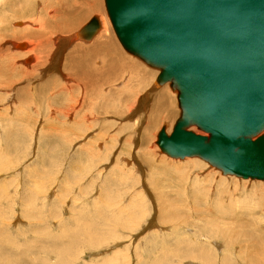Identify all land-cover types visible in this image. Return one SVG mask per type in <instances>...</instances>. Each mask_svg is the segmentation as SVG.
Wrapping results in <instances>:
<instances>
[{"label": "rangeland", "instance_id": "rangeland-1", "mask_svg": "<svg viewBox=\"0 0 264 264\" xmlns=\"http://www.w3.org/2000/svg\"><path fill=\"white\" fill-rule=\"evenodd\" d=\"M49 1L57 0L0 5V48L16 65L10 76L0 70V264H264V181L161 151L159 133L170 134L182 112L178 93L124 49L105 0H81L76 31L44 39L37 68L32 39L14 34L40 11L48 21ZM95 5L100 15L90 13ZM96 16L107 17V32L65 45ZM98 39L116 52L95 54L93 68L103 61L122 70L93 89L70 79L71 65Z\"/></svg>", "mask_w": 264, "mask_h": 264}, {"label": "water", "instance_id": "water-1", "mask_svg": "<svg viewBox=\"0 0 264 264\" xmlns=\"http://www.w3.org/2000/svg\"><path fill=\"white\" fill-rule=\"evenodd\" d=\"M124 49L160 70L182 109L157 145L264 181V0H106ZM101 28L92 19L79 39ZM197 127L204 136L190 130Z\"/></svg>", "mask_w": 264, "mask_h": 264}, {"label": "bare ground", "instance_id": "bare-ground-1", "mask_svg": "<svg viewBox=\"0 0 264 264\" xmlns=\"http://www.w3.org/2000/svg\"><path fill=\"white\" fill-rule=\"evenodd\" d=\"M80 1L81 0H57L56 2H53V6H52V4L50 3V1L49 2H47V3H45L44 4V7L46 8V10H45V12H47V10L48 9H50V8H53V10L52 11H50L51 13L54 11V15L53 16H51V17H49V20L47 21V20H45V18L44 17H46V13L45 14H43L42 13V11H40V15H39V17H37V20H36V24L34 23V22H31V23H29L28 24V22L27 23H24V24H22V23H18L17 24V26L18 27H20V26H23V28L25 27H27V29H18V30H15L16 32H15V38L17 37V38H25V37H28V38H30V39H32V43L34 44L33 45V47H34V49L33 50H35V54H36V59L34 60V62H35V66H37V65H39V66H37V68H40V67H42V65H43V61L41 60L42 58H43V51H45L44 50V39H46L47 41V43H46V45H48V43H49V45H51V41L49 42V40H48V36L50 37L51 36V34H54L55 32L57 33V32H63V33H65V32H72L73 30H75V25L77 24L76 22H78L77 20L80 18V17H83V16H81V14L80 13H77V11H79L80 9H83V8H80L79 10L76 8V6L77 5H81L80 4ZM2 2H3V0H0V5H2ZM83 2V1H82ZM105 2H106V0H105ZM84 3V2H83ZM106 8H107V4H106ZM92 9H95V10H91V12L90 13H95V14H98V15H100L101 14V8H100V6L99 5H95V6H93L92 7ZM85 11V10H84ZM103 11V10H102ZM107 11H108V9H107ZM89 12V11H88ZM103 13V12H102ZM37 15V14H36ZM65 16H68V17H70V18H68V19H66V20H64V23H61L60 21H59V18H63V17H65ZM101 16H103V14L101 15ZM17 18H19V16H16ZM85 17H87V16H85ZM97 17V16H96ZM100 17V16H99ZM105 17V16H104ZM94 19V18H93ZM107 20L106 22H105V20ZM101 18V19H99V22H100V26H101V28L99 29V31L97 32V34L95 35V37L96 36H99L100 34L102 35V32H104V31H106L107 32V30H106V28H107V26H109V25H107L106 26V23L108 22V19H107V17L106 18ZM18 20H20V19H18ZM110 20H111V18H110ZM23 21V20H22ZM27 21V20H26ZM61 24H60V23ZM112 22V21H111ZM110 22V23H111ZM109 23V22H108ZM36 25V26H35ZM112 25H113V23H112ZM15 26V25H14ZM86 26V25H85ZM85 26H83L82 28H81V30L85 27ZM32 28V30H29V29H31ZM77 27V26H76ZM114 27V26H113ZM34 29V30H33ZM108 29V28H107ZM29 30V31H28ZM115 30V29H114ZM76 31V30H75ZM78 32V31H77ZM75 33V32H74ZM71 35V34H70ZM78 35H79V33L78 34H74L73 36L71 35L70 37H67V38H69V39H67V38H63V40H64V43H65V45H67V46H71V45H73V42H74V44L76 43V42H81V43H79L78 45H80V44H82V43H85V42H91L92 40H94V38L92 39V40H90V41H87V40H83V39H79V37H78ZM117 35V34H116ZM69 36V35H68ZM119 39V38H118ZM99 40V39H98ZM108 40V39H107ZM34 41V42H33ZM62 41V39H60V38H56V42H57V44L59 43V42H61ZM109 41V40H108ZM30 42V43H31ZM103 41H101V40H99V42H97L93 47H91V48H79L80 49V51H81V55L80 56H77V57H73L74 59H72L73 61H72V71H73V75L71 76L72 78H70L72 81H74V82H76L77 84H78V81L77 80H81L83 83L82 84H85V86L87 85V86H91V83H92V87H93V89H94V84L96 85L97 84V86H99V83H98V81H101L100 80V77L103 79V81H105L104 83V85H107L108 84V80H107V78H108V76H110V75H114V72L116 73L117 71H119V70H122L121 69V65L120 66H118V65H116V66H118V67H120L119 69H115V66L114 65H112V64H106L105 62H103L102 61V65H103V67H96V68H93V59H94V56H95V54H101V52L105 55V56H107V53L108 54H110L111 53V50H113V46H112V44H110V43H108V42H103ZM111 42V41H110ZM22 43V42H21ZM31 43V44H32ZM102 43V44H101ZM36 44V45H35ZM53 46V45H52ZM11 48H13V50L15 49H22V48H24V49H26V48H28V45L27 44H14V43H11ZM10 48V49H11ZM36 48V49H35ZM27 50V49H26ZM29 50H30V48H29ZM28 50V51H29ZM32 50V51H33ZM64 50V49H63ZM7 51V50H6ZM27 51V52H28ZM61 51V50H60ZM113 51H115V50H113ZM13 52V51H12ZM116 52V51H115ZM84 53H86V54H84ZM34 54V53H33ZM64 54V53H63ZM70 56V55H69ZM35 57V56H34ZM71 59V58H70ZM77 59H79V60H77ZM140 59V58H139ZM0 60H1V64H0V70L1 69H3V67L4 66H6L7 67V69L9 68V76L10 75H13V72H15L16 70H15V64H14V57L10 54V52L8 53H6V52H4V50H2L1 48H0ZM121 60H122V58H121ZM121 60H119V62L121 61ZM31 61H32V59L31 58H29V59H27V61L25 62V64H27V63H31ZM143 61V60H142ZM101 61H99L98 63L99 64H101L100 63ZM117 62H118V60H117ZM116 62V63H117ZM146 63V62H145ZM118 64V63H117ZM121 64V63H120ZM124 65H125V63H124ZM95 66V65H94ZM65 67V66H64ZM132 68H133V71H131L132 73L133 72H135L134 71V66H131ZM126 67L124 66V69H125ZM5 69H3V71H4ZM20 70V69H19ZM126 70V69H125ZM6 71V70H5ZM8 71V70H7ZM124 71V70H123ZM130 71V70H129ZM1 73L0 74H2V71H0ZM19 72V71H18ZM17 72V73H18ZM26 73V72H25ZM30 74V73H29ZM75 74V75H74ZM20 75V74H19ZM11 78V77H10ZM134 78H136V80H137V78H139V77H135L134 76ZM139 79H141V78H139ZM145 80H147V79H145ZM109 82H110V80H109ZM141 82V81H140ZM81 84V85H82ZM167 84H170V83H167ZM79 85V84H78ZM139 85H140V83H139ZM86 86V87H87ZM128 86V85H127ZM126 86V87H127ZM161 86H163V85H161ZM82 88V87H81ZM97 89V88H96ZM101 89V88H100ZM125 90H129L130 89V86L129 87H127V88H124ZM102 90V89H101ZM124 90V91H125ZM127 90V91H128ZM94 92H95V90H94ZM100 92V91H99ZM88 93V92H87ZM98 94V93H97ZM101 94H103V91H101ZM87 95V94H86ZM94 95V93L92 94V95H89L90 97H92ZM168 99H167V97L165 96L164 98H159L158 99V102H159V106L160 105H164V104H166V103H168ZM179 105H180V103H179ZM106 107V106H105ZM181 107V106H180ZM82 117H86L87 118V116H82ZM83 121H84V119H82ZM88 120V119H87ZM150 121H152V125L153 124H155L156 123V121H159L158 120V118H156V116H154L153 117V120L151 119ZM88 127V126H87ZM195 127V126H194ZM190 128H192V127H190ZM85 130V129H84ZM263 134H264V132H263ZM204 136H208V134L207 135H205L204 134ZM190 158H194V157H190ZM197 158H199V157H197ZM179 160V159H178ZM185 160V159H184ZM205 161V160H204ZM207 162V161H206ZM216 168V167H215ZM226 176H228V175H226ZM232 176V175H231ZM239 178V177H238ZM242 179V178H241ZM244 180H250V179H244ZM251 180H253V179H251ZM257 181H261V180H257Z\"/></svg>", "mask_w": 264, "mask_h": 264}]
</instances>
